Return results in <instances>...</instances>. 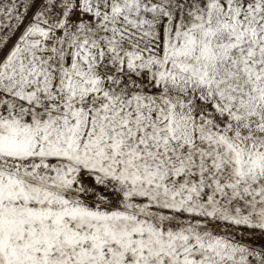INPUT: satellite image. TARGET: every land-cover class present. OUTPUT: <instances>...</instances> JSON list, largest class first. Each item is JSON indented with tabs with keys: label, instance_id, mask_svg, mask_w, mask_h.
Listing matches in <instances>:
<instances>
[{
	"label": "snow or ice",
	"instance_id": "6c2138e0",
	"mask_svg": "<svg viewBox=\"0 0 264 264\" xmlns=\"http://www.w3.org/2000/svg\"><path fill=\"white\" fill-rule=\"evenodd\" d=\"M0 264H264V0H0Z\"/></svg>",
	"mask_w": 264,
	"mask_h": 264
}]
</instances>
